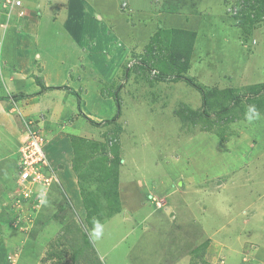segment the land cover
<instances>
[{"label": "rangeland", "instance_id": "rangeland-1", "mask_svg": "<svg viewBox=\"0 0 264 264\" xmlns=\"http://www.w3.org/2000/svg\"><path fill=\"white\" fill-rule=\"evenodd\" d=\"M121 1L120 12L127 14ZM156 1L138 3L152 11ZM38 3L23 0L21 9L38 13ZM169 4L174 8L175 2ZM176 5L182 14L177 27L188 29L183 19L193 20L185 72L174 67L190 34L177 28L164 32L158 27L159 33L147 36L109 85L101 73L102 60L83 59L81 69L92 68L93 73L83 74L82 84L100 88L102 99L94 95L90 102L95 124L79 114L77 102L75 115L58 125L62 131L72 127L70 135L67 128L54 139L42 137L58 181L48 187L20 181L15 155L1 166L0 246L12 248L0 251L5 264L13 259V264H175L182 259L187 264H228L234 257L236 264H264V0H178ZM20 11L9 21L2 17V23L24 29L26 12L19 17ZM130 15L121 18V27ZM56 39L55 30L42 36V50L35 49V56H44L45 45L52 46L50 55L71 60L74 48L58 46ZM59 73L47 75L56 78ZM158 75L165 79H156ZM72 87L66 91L80 99V90L78 94ZM118 110L119 117L111 122ZM24 121L18 120L21 131ZM140 161L147 169L162 165L157 189L163 197L153 199L160 201L156 207L147 198L144 210L153 211L148 217L130 213L133 206L123 201L124 186L119 187L123 178L136 180L144 172ZM120 164L126 166L120 169ZM185 170L192 176L182 185L178 182ZM134 205L137 209L136 201ZM239 216L251 219L245 235L225 239L218 225ZM9 230L20 236L19 242ZM9 237L16 245H10Z\"/></svg>", "mask_w": 264, "mask_h": 264}, {"label": "crops", "instance_id": "crops-1", "mask_svg": "<svg viewBox=\"0 0 264 264\" xmlns=\"http://www.w3.org/2000/svg\"><path fill=\"white\" fill-rule=\"evenodd\" d=\"M37 1H39L37 6L42 9L39 10L38 13L33 10L27 13L21 9L23 13L26 12V16L21 23L22 27H25L24 29L22 28V30L18 29L17 26L19 25L8 24L7 26H3V18L0 15V171L1 166L3 165L5 168L7 161L12 160L14 155L15 157L13 160L16 162V165L18 164L17 153L26 138L24 131H21V128L18 127L19 119L33 122L44 138L54 139L56 136L60 135L59 132L62 130L59 129L58 125L69 117L74 116L78 110L77 99L66 91L68 86L75 87L72 88L77 93L80 90L79 103L81 110L87 117H90L92 120L94 119L96 113L94 114V106H91L90 102L94 100V95H96L98 100L102 99L101 90L100 88L94 90L93 84L89 86L87 84H82L81 79L84 78L83 74L93 73L92 68L90 71L85 72L84 68L81 69L80 63L83 59H88L93 56L96 61L102 60L101 73L107 76L109 85L115 77L119 76L122 63L132 52L135 53L144 46V43L147 41L146 37L152 35L155 31L158 32L160 29H158V27H163L161 29L165 31L177 28L182 32L194 33V29L191 26L193 20L190 19L187 22V20L183 19V22L189 24V27L187 26L188 29L179 28L175 24L177 21L180 22L178 16L182 14L162 11L161 7L165 0L156 1L154 5L157 9L152 11H147L145 5L141 6V4L138 3L139 0ZM120 1L123 2L122 4H126L125 6L127 9L129 8L128 13L132 12L134 14L133 16H128L131 20L128 21L125 28L121 27V23H118L124 15L128 14L120 12L118 7ZM161 17L163 18L161 19ZM28 24H32L33 27L30 28ZM56 25L58 27H56ZM26 26H28L29 30H26ZM52 30L57 31L58 39L56 40H58V46L64 43L67 47L74 48L73 52L75 56H73L71 60H66L72 62L67 63L54 55H50L49 50L52 46L47 49L45 45H43L44 56H41V54L35 56L36 50H39L38 47L41 49L39 45L40 38L46 34H50ZM27 35L34 37L29 38ZM29 39H34V42ZM94 46L97 47L95 55ZM77 51L79 52L78 55ZM50 61L52 63H50ZM58 71H60V73L56 78H54L55 75L54 77L47 75V73L55 74V72L57 73ZM64 75L67 77H63ZM59 77H61V79H59L60 81H58V84L54 85V81ZM66 78H73L76 81L73 83L65 82L64 79ZM45 87H57L59 89H44L41 91L42 88ZM21 94L24 96L23 98L17 100L13 99L14 96H19ZM92 113L93 116H91ZM62 129L63 131L67 129V135H70V131H73L70 126L62 127ZM51 135L54 137H51ZM69 138L67 137L65 139ZM58 140L59 142L63 141L60 138H58ZM47 142H49V140ZM62 145L64 146V144ZM122 151L124 152L126 150ZM120 153L122 152L119 151V160L121 163L122 159ZM140 162V167L138 168L145 169L144 172L138 171L139 173H137L138 169L135 168L137 175L141 177H137L136 180H126L123 178L121 181L125 183H121L120 181L119 187H122V185L124 186L120 188L122 189L121 191L124 192L123 195H125L123 196V201L133 206V210L131 209L130 213L143 212L146 214L145 217H148L152 215L153 211L151 209L144 210L147 198H151L150 200L152 203H150L154 204L156 207L160 204V201L157 202L158 198L161 199L163 197H159V191L157 189L158 183L160 182L159 179H161L159 174L161 173L162 165H160L159 168L156 165L154 169H147L144 162ZM120 165V169L126 166L122 164L120 167ZM130 172L135 173L132 169ZM119 176L124 177V174L120 173ZM191 176L192 173L185 170L182 174V180L178 183H182L183 185L185 178L189 179ZM202 177L204 178V175ZM153 179L155 180L153 181ZM169 188L172 189L171 186ZM121 191L119 194L120 199L122 194ZM127 192L130 193L131 196H127ZM128 197L130 199H128ZM153 199L157 201H153ZM134 201L138 204L137 209L135 208ZM134 210L136 211L134 212ZM241 220L242 224L239 231ZM111 221L114 220H110V222L106 221L100 229L104 231V226L109 225ZM250 221L251 219L247 220L239 216L236 220L232 219L231 222L219 224V233H225V239L244 236L246 233L244 228L247 229L249 227ZM108 228H110V226L106 227V229ZM13 232L14 231L9 230V234L14 236V241L19 242L20 236L14 235ZM249 232L252 234L251 231ZM92 235L94 239L93 232ZM9 238L10 245H16V242H13L11 237ZM251 247L253 248L254 245L252 244ZM3 248H8L9 251L12 249L10 247L0 246V251ZM256 249H258V247H255V250ZM257 255L260 256L261 254L259 253ZM236 256L238 259L240 258L239 253ZM13 260H11L12 264ZM239 261H237L238 264H245ZM227 263L236 264V257L229 259ZM0 264H5V258H0ZM175 264H187V261L182 259Z\"/></svg>", "mask_w": 264, "mask_h": 264}, {"label": "built area", "instance_id": "built-area-1", "mask_svg": "<svg viewBox=\"0 0 264 264\" xmlns=\"http://www.w3.org/2000/svg\"><path fill=\"white\" fill-rule=\"evenodd\" d=\"M23 0H2L0 2V15L9 21L15 10H21ZM19 17L23 15L20 11ZM7 26L8 24H2ZM156 72V71H155ZM154 74V70L152 71ZM24 134L26 136L18 150V179L20 181H31L35 184L50 186L56 181L54 169L44 151L42 136L31 121H24ZM27 197V196H25Z\"/></svg>", "mask_w": 264, "mask_h": 264}, {"label": "trees", "instance_id": "trees-1", "mask_svg": "<svg viewBox=\"0 0 264 264\" xmlns=\"http://www.w3.org/2000/svg\"><path fill=\"white\" fill-rule=\"evenodd\" d=\"M169 2H172V3H174L175 2V5H174V8H171V9H169L168 7H167V4H169ZM178 3V0H165L164 2H163V4H162V7H161V9H162V11H165V12H168V13H179L178 12V10L177 9H179V7L176 5ZM169 5H171V4H169ZM164 32H169V31H164ZM159 33V32H158ZM188 34H190V36H189V45H187V50L186 51H184V53H180V54H177L176 55V57H178L179 59H178V62L176 63V65H175V67L174 68H176L177 70H179V71H182V72H185L186 71V69H187V66H188V64H189V58H190V49H191V42H190V40H191V37L193 36L192 35V33H188ZM174 35H177V36H185V35H181V34H177V33H174ZM151 41L152 40H150V43H151ZM159 73V72H158ZM168 77V76H167ZM156 79H160V80H164L165 79V77L164 76H162V75H158L157 77H156ZM190 85L191 86H193V84H191L190 83ZM197 89H198V87H196ZM43 89H59V88H43ZM67 89V88H66ZM199 90V89H198ZM75 95V97L77 98V101H78V104H79V101H80V99H79V97L76 95V94H74ZM24 96L21 94V95H19V96H14L13 97V99L14 100H17V99H20V98H23ZM202 98H203V101H205V97H204V95L202 96ZM235 99H236V97H234ZM234 99V100H235ZM114 101H115V103L119 106V98H118V95H117V93H115L114 94ZM79 114H81L84 118H86V119H88V121L90 122V123H92V124H95V122L93 121V120H90L89 118H87L80 110H79ZM119 117V110H118V112H117V114H116V116L111 120V122H113L114 120H115V118L117 119ZM118 160V159H117ZM118 164H119V160H118ZM84 241L89 245V246H92V243L90 242L91 240H90V238H89V236H87L86 234H84Z\"/></svg>", "mask_w": 264, "mask_h": 264}, {"label": "clouds", "instance_id": "clouds-1", "mask_svg": "<svg viewBox=\"0 0 264 264\" xmlns=\"http://www.w3.org/2000/svg\"><path fill=\"white\" fill-rule=\"evenodd\" d=\"M3 24V23H2ZM28 121V120H27ZM33 123V122H32ZM24 131V130H23ZM47 154V153H46ZM56 182H57V179H56Z\"/></svg>", "mask_w": 264, "mask_h": 264}]
</instances>
